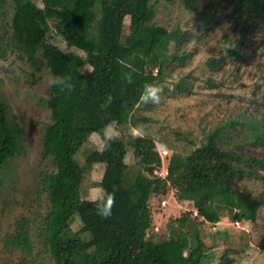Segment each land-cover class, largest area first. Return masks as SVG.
Returning a JSON list of instances; mask_svg holds the SVG:
<instances>
[{"label":"trees","instance_id":"obj_1","mask_svg":"<svg viewBox=\"0 0 264 264\" xmlns=\"http://www.w3.org/2000/svg\"><path fill=\"white\" fill-rule=\"evenodd\" d=\"M10 1L11 44L18 47L34 69H38L39 56L49 73L71 77L74 84L71 92L49 87L48 98L39 102L48 108L51 118L42 137V157L52 158L54 171L42 174V190L47 193L50 207L41 233L51 264H214L203 246L189 242L183 230L188 220L184 216L176 219L179 225L171 228L167 238L153 241L149 237L153 232L149 201L152 196L165 193L169 184L176 190L174 197L191 201L196 216L205 222L218 223L223 211L236 222L254 221L260 201L249 199L232 182L253 174L254 167L264 170V159L216 143L227 127L238 134L239 126L248 125L252 132L234 146L244 149L252 143L264 148L262 127L229 120L210 132L190 154L173 153L166 177H158L153 170L161 165V160L153 139L136 137L126 144L117 136L104 133L111 123L123 126L128 122L130 113L143 102L144 85L160 80L170 43L185 36L153 22L157 0H39L41 6L33 0ZM5 2L0 0V19L5 14ZM182 2L186 9L195 10L193 0ZM235 3L250 13L264 15V0ZM127 17L129 35L123 42ZM52 32L70 48L99 56L101 63L83 73L85 59L52 44ZM228 52L239 57L235 49ZM215 62L209 61L210 66ZM84 129L100 135L102 146L89 152L82 166L76 159L79 149L75 139ZM22 137L21 125L9 120L7 106L0 101V166L22 152ZM127 147L141 166L131 181L126 180ZM95 163L104 166L96 185L115 192V206L107 219L97 214L91 199H83L80 194L83 174ZM75 215L82 218L83 224L70 236L67 231ZM83 232L91 234V238L83 240L79 236ZM133 244L137 245L136 250ZM11 245L32 252L26 219L16 229ZM257 246L264 251V232Z\"/></svg>","mask_w":264,"mask_h":264},{"label":"rangeland","instance_id":"obj_2","mask_svg":"<svg viewBox=\"0 0 264 264\" xmlns=\"http://www.w3.org/2000/svg\"><path fill=\"white\" fill-rule=\"evenodd\" d=\"M33 1L41 6L39 0ZM193 1L195 10L192 11L186 9L182 0H157L153 22L185 35L181 41L170 43L160 80L152 84L162 89L160 102H140L125 125L111 123L104 132L126 144L136 137L153 139L161 160L153 174L161 178L166 177L173 153L190 154L210 132L229 120L254 124L264 130V15L241 9L235 0ZM3 9L0 101L7 106L9 120L23 129V150L0 166V264H51L41 236L50 207L47 193L42 190V174L54 171L52 158L43 160L42 157V137L51 118L48 108L39 104L42 98H48L49 70L39 56L38 69H34L18 47L11 44L10 0H6ZM128 23L127 17L123 42L129 35ZM49 41L60 50L73 51L85 59L83 73L101 63L99 56L70 48L54 32L50 33ZM229 49H235L239 57L230 55ZM211 60L216 61L214 66L209 64ZM153 72L157 73V68ZM238 129L237 134L227 127L216 144L264 159L263 147L252 143L244 149L234 146L252 132L248 125ZM75 144L79 149L76 159L84 166L86 155L99 150L102 140L100 135L84 129ZM124 161L126 180L131 181L141 166L129 147ZM103 169L102 164L95 163L85 171L80 183L83 199H91L89 189L101 180ZM252 172L234 179L232 185L249 199L260 201L254 221L236 222L230 213L223 211L218 223L205 222L196 216L191 201L174 197L176 190L168 184L165 193L152 196L149 201L153 231L149 237L153 241L167 238L171 228L179 225L176 219L184 216L188 220L183 230L189 242L203 246L207 255H212L209 258L212 263L264 264V251L257 246L264 232V170L254 167ZM24 219L32 239L31 253L11 245ZM82 224L80 216H73L67 235H75ZM91 234L83 232L79 236L89 240ZM133 249H137L136 244Z\"/></svg>","mask_w":264,"mask_h":264},{"label":"clouds","instance_id":"obj_3","mask_svg":"<svg viewBox=\"0 0 264 264\" xmlns=\"http://www.w3.org/2000/svg\"><path fill=\"white\" fill-rule=\"evenodd\" d=\"M84 71L88 72L87 70ZM126 79L131 82L130 76H127ZM48 85L49 87L58 88L61 91L67 90L71 92L74 90V84L71 82V77L54 75L51 74V71L48 76ZM161 93L162 89L160 87L156 85L145 84L142 91V100L146 104H158L161 99ZM110 102L111 98H109V103ZM106 106L107 105H102V107ZM89 196L92 203L96 205L97 214L104 219L109 218L112 214V208L115 206V192H109L107 189L102 187V184H93L89 189Z\"/></svg>","mask_w":264,"mask_h":264}]
</instances>
